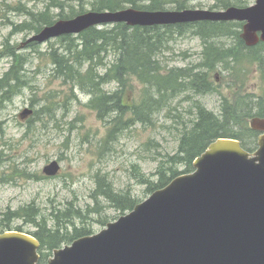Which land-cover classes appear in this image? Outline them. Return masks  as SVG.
Here are the masks:
<instances>
[{"label":"rangeland","instance_id":"374dc122","mask_svg":"<svg viewBox=\"0 0 264 264\" xmlns=\"http://www.w3.org/2000/svg\"><path fill=\"white\" fill-rule=\"evenodd\" d=\"M57 1L64 5L62 11L66 15L70 7L74 11H93L92 5L99 0ZM135 1L140 6L148 5L147 0ZM222 1L237 8L255 4V0H165L162 11H178L179 5L182 10L222 11L228 8ZM49 3V0H0V80L13 63L8 53L15 51L27 60L22 72L24 87L22 84L16 88L14 95L0 92V226L3 218L7 220V213L32 207L27 210V217L13 218V230L20 228L26 234H35L37 225L30 218L36 215L37 222L45 221L52 230L67 229L71 235L76 227L96 234L122 215L101 190L97 192V177L105 180L114 194L142 202L149 196L148 183L158 179V168L161 164L168 166L163 162L176 154L178 132L183 123L194 119L197 105L215 115H219L225 99L247 97L249 106L252 96L263 94L264 69L244 60L228 67L219 64L210 76V93L180 95L154 117V124L131 125L114 140L106 141L109 118L98 119L96 111L87 106L91 99L88 94L53 76L48 57L52 50L63 51L58 37L37 43L33 49L26 45L31 43L34 33L14 30L15 26L29 22L30 14L12 8L22 6L33 14L45 10L52 15L60 13V8H52ZM130 8L125 4L124 9ZM233 29L240 37L242 28ZM233 42L228 36L213 41L224 48ZM203 49L202 41L193 33L174 34L160 60L167 67L196 65L201 62ZM132 86L136 89L139 85L132 82ZM101 88L110 92L116 85ZM42 107H49L51 114L36 113ZM54 161L59 172L54 177H45L43 169ZM176 168L184 171L183 166ZM67 210L78 211L81 218L63 222L61 216ZM70 243H61L59 249Z\"/></svg>","mask_w":264,"mask_h":264},{"label":"trees","instance_id":"16d2710c","mask_svg":"<svg viewBox=\"0 0 264 264\" xmlns=\"http://www.w3.org/2000/svg\"><path fill=\"white\" fill-rule=\"evenodd\" d=\"M49 1L52 8H60V13L52 15L50 11L45 10L33 14L22 6L12 8L11 10L20 9L26 15L30 14L29 22L15 26L14 30L37 34L57 21L72 19L85 13L83 9L74 11L70 7L69 13L64 15L62 3L57 0ZM147 1L148 5L140 6L135 0H99L94 2L92 10L117 11L124 9L125 4H128L136 10L160 11L166 4L165 0ZM221 4H225V8L228 7L224 1ZM182 9L184 8L180 5L177 7V10ZM237 27L241 28V23L208 21L173 26L131 27L125 23H118L103 28L91 27L75 37L74 35L58 37L57 41L62 44L63 51L52 50L48 59L52 64L55 78L88 94L91 99L87 106L96 111L98 119L109 118L110 127L105 140L112 141L131 125L154 124V117L168 108L170 100L180 95L194 93L203 96L210 93L212 91L210 76L219 64L228 67L231 63L238 65L244 60L250 65L255 64L264 69V43L246 47L239 37V32L233 29ZM188 32L193 33L203 43L201 62L184 68L164 66L160 56L168 47L172 36ZM224 36L235 41L231 44L233 46L224 48L214 45L215 39ZM26 46L35 49L37 43ZM8 54L13 63L0 80V92L3 95H14L16 88L22 84L24 87L22 72L27 60L15 51ZM108 57L110 59L106 61ZM102 67L103 71L100 72ZM261 76L263 94L252 96L249 106L247 97L225 99L219 115H215L203 106L197 105L194 119L183 123L178 132L176 154L163 162L168 166L161 164L158 168L157 181L148 183L149 194L165 187L177 176L191 172L195 158L217 139H236L245 150L249 152L254 150L257 133L250 130L249 120L253 117L264 118V71ZM235 81L238 82V78ZM132 82L139 86L134 89ZM111 83L116 85L115 90L110 92L102 90L103 85ZM50 111L49 107H42L36 113L50 115ZM179 166L184 167L183 172L175 169ZM105 182L96 178L97 192L101 190V194L122 214L131 211L137 201L128 195L114 194ZM31 208H21L17 212L7 213V220L3 218L1 221L0 233L13 230L11 225L13 218L27 217V210ZM34 217L30 218V222L37 225V232L33 235L41 244L39 264H46L49 254L59 248L61 243H70L90 234L76 227H73L71 235L67 229L63 232L60 228L52 230L47 227L45 221L37 222ZM74 217L80 219V213L67 210L63 217L61 216L64 218L63 222H69ZM15 230L21 231L20 228Z\"/></svg>","mask_w":264,"mask_h":264},{"label":"water","instance_id":"95a60500","mask_svg":"<svg viewBox=\"0 0 264 264\" xmlns=\"http://www.w3.org/2000/svg\"><path fill=\"white\" fill-rule=\"evenodd\" d=\"M243 22L247 47L264 42V0L247 8L88 12L57 21L30 38L79 34L96 26H165ZM262 133L254 152L239 141L217 139L192 164L193 172L173 179L99 233L55 250L47 264H264V119L249 122ZM59 172L57 162L43 169ZM40 243L32 235L0 234V264H38Z\"/></svg>","mask_w":264,"mask_h":264}]
</instances>
